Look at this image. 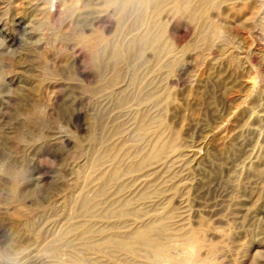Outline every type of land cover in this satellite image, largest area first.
Here are the masks:
<instances>
[{
  "label": "rangeland",
  "instance_id": "rangeland-1",
  "mask_svg": "<svg viewBox=\"0 0 264 264\" xmlns=\"http://www.w3.org/2000/svg\"><path fill=\"white\" fill-rule=\"evenodd\" d=\"M110 11L97 0H0V264H77L66 243L56 258L44 246L69 232L78 197H92L110 168L94 166L120 154L106 150L124 135L112 129L131 134L136 114L163 122L175 141L170 165L143 168L120 191L108 186L103 205L128 199L146 217L167 213L169 232L204 241L199 257L207 264H264V32L213 18L217 38L208 43L187 18H165L179 60L172 74L148 70L150 55L146 68L100 74L79 37L104 46L136 33L133 16L121 22ZM154 125L131 160L157 147ZM10 173L20 174L16 187ZM68 236L86 264H108Z\"/></svg>",
  "mask_w": 264,
  "mask_h": 264
},
{
  "label": "bare ground",
  "instance_id": "bare-ground-1",
  "mask_svg": "<svg viewBox=\"0 0 264 264\" xmlns=\"http://www.w3.org/2000/svg\"><path fill=\"white\" fill-rule=\"evenodd\" d=\"M101 2L110 15L118 13L120 21L128 16H133L131 26L134 36L123 44L107 43L102 46L85 38L79 37L80 45L93 54L95 70L102 74L105 70L117 72L120 66L129 68L137 64L147 67L148 61L145 55H150L151 66L159 70H167L172 74L174 66L179 62L176 55L170 49L165 39L162 28L165 18H187L196 24L197 35L202 41L210 42L217 37L212 31L213 18H227L236 26L248 28L255 26V30L264 32V0H97ZM213 40V41H214ZM212 41V42H213ZM219 42V41H218ZM217 43L213 45L217 46ZM221 50H227L232 55L227 42H219ZM171 70V71H170ZM115 74V73H114ZM102 78V77H101ZM119 75L113 77L110 85L117 84ZM139 76L135 75L131 83L136 85ZM122 86L119 91H122ZM146 91L137 101L143 105L147 99ZM147 94V93H146ZM144 96V97H143ZM127 99L121 100L122 104ZM155 105L159 104L157 98L153 99ZM135 123L131 134H125L122 128L115 126L112 129L114 135L121 136V141L109 145L108 149H120L119 155H110L100 158L95 168H99L108 162L109 171L101 173L97 178L99 184L92 197L81 194L77 199L76 210L70 218L69 232L60 234L55 241L46 243L44 251L52 258H56L61 252V244L66 243L70 247V254L77 264H86L83 254L74 246L68 245V235L73 234L79 242L78 246L86 253L100 256L108 264H207L200 259V252L205 243L195 236L194 232L183 231L172 234L168 230L167 220L169 215L165 212L146 217L142 210L136 208L135 201L123 200L108 206L103 205L100 198L106 195V188L115 185L118 191L125 188L144 168L162 169L170 165L167 156L175 149L174 139L167 138L163 132V122L155 121L147 115L136 114L133 116ZM157 147L146 154L131 160L132 152L138 154V145L149 132H152ZM101 128L99 121L93 123V130ZM135 137H131V135ZM112 154V155H111ZM14 187L19 182L20 174H8ZM143 199H148L151 194H144ZM106 224L98 227V224ZM116 223V224H113ZM30 229H32L30 227ZM42 234L37 235V240L42 239ZM122 255V259L116 260L115 255ZM101 264V263H97Z\"/></svg>",
  "mask_w": 264,
  "mask_h": 264
}]
</instances>
